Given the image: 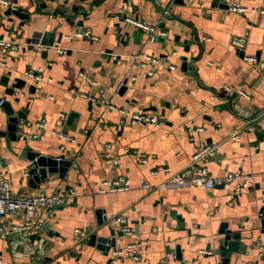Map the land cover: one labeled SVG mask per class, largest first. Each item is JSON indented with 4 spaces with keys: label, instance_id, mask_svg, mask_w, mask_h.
<instances>
[{
    "label": "crops",
    "instance_id": "0c3cea01",
    "mask_svg": "<svg viewBox=\"0 0 264 264\" xmlns=\"http://www.w3.org/2000/svg\"><path fill=\"white\" fill-rule=\"evenodd\" d=\"M181 1L6 0L0 6V38L26 43L6 50L7 65H0V127L9 116L6 104L25 115V133L38 134L1 137L0 167L14 193L77 190L63 205L40 214L42 225H50L38 235L43 245L36 258H21L15 241L0 236L2 262L264 264V115L255 121L264 113V70L256 59L260 53L264 60V0H236L247 7L245 13L214 5L215 0ZM129 17L156 26V39ZM243 39L245 57L255 59L246 60L234 44ZM39 43L59 45L63 52L38 49ZM139 53L160 63L140 66L131 57ZM231 90L239 92L237 100L255 111L253 116L233 107ZM109 102L116 109H107ZM121 110L155 114L160 123L130 124ZM40 120L46 122L43 130L36 126ZM194 125L202 130L192 138L188 129ZM59 130L72 139L60 138ZM234 133L240 140L231 138ZM27 141L73 165L63 178L56 174L32 187L22 154ZM206 144L220 146L207 162L213 176L249 174L250 186L237 191L239 177L211 189L160 186L168 175L164 167L185 168ZM116 177H124L128 188L101 193V182ZM120 214L131 218L132 232L113 225ZM21 219V214L8 215L0 226ZM90 230L115 237V245L87 244ZM228 232L236 244L225 245L223 255ZM135 240L141 243L139 258L112 253Z\"/></svg>",
    "mask_w": 264,
    "mask_h": 264
},
{
    "label": "built area",
    "instance_id": "2783aa9c",
    "mask_svg": "<svg viewBox=\"0 0 264 264\" xmlns=\"http://www.w3.org/2000/svg\"><path fill=\"white\" fill-rule=\"evenodd\" d=\"M229 5L228 10L245 13L248 11L247 7L243 6L239 1L236 0H223ZM6 4V0H0V6ZM126 7V6H125ZM257 12L258 10H253ZM261 12L264 13V8L261 9ZM127 20L134 24L135 26L144 29L148 33V38L150 40H155L157 35V28L154 25L137 20L135 18L129 17ZM86 33V32H85ZM90 32H87L89 34ZM83 32H76V35L81 36ZM26 43L22 40L15 39H5L0 38V65L6 66L7 58L5 56L6 50H20ZM38 49H51L56 48L59 53L63 52V49L59 45H50V44H38L36 45ZM114 59H117L116 54H112ZM134 61L138 62L140 66H145L147 64H159V58L146 54L139 53L131 56ZM246 60H253L254 57H245ZM171 67H175L171 65ZM30 76H35L41 78L40 75H36L32 70L26 72ZM85 79L90 80V78L83 74ZM84 97L97 101V97L94 95H89L84 93ZM4 99H0V103H3ZM107 109L113 110L116 109V106L109 102L107 103ZM125 119L124 122L135 124L137 122L149 123L153 125H159L160 120L155 114H145L137 111L121 110ZM65 115L63 114L62 117ZM27 126L29 122L22 120ZM46 125L45 120H40L36 122V126L39 129H44ZM202 128L199 126H192L188 129V134L194 138L195 134L200 132ZM55 133L62 139L70 140L72 137L66 133L64 130L55 131ZM24 136L30 139V137H36L38 134L35 133H24ZM233 139L240 140V135L233 134ZM220 152V146L218 144H206L200 146V148L193 154L189 163L185 168L177 171L171 172L169 167H164L163 171L168 172V175L165 180L160 183V186L163 188H179L185 186H202L205 188H214L218 184H223L227 182H233L238 177L240 182H237L235 188L237 191H241L244 188L250 186V176L249 174H237V173H228L224 176H213L207 166V162L215 158ZM147 158L140 157V161L146 163ZM159 170H155L154 173H158ZM145 187H150L149 183H144ZM128 188V183L124 177H116L114 179H105L100 184V192H117L123 191ZM77 194V190H61L58 189L51 194L47 193H35V194H23V193H14L11 191V185L9 179L3 172L0 167V220L8 215L21 214V221L10 223L4 226H0V236L2 238H8L9 235L21 234L23 236H29L32 234H40L42 231V220H40V214L50 209L63 205L70 196ZM131 218L127 215H117L112 219V223L116 228L121 229L123 232H132L134 230L133 226L130 223ZM140 242L135 240L128 244L125 250L115 249L113 254L115 257L128 256L132 258H139L137 249L140 246ZM264 250V245L262 246ZM0 264H11L4 263L0 260Z\"/></svg>",
    "mask_w": 264,
    "mask_h": 264
},
{
    "label": "water",
    "instance_id": "95a60500",
    "mask_svg": "<svg viewBox=\"0 0 264 264\" xmlns=\"http://www.w3.org/2000/svg\"><path fill=\"white\" fill-rule=\"evenodd\" d=\"M219 1V0H218ZM215 0L213 2L214 5H217L221 8L228 9L229 5L224 2L223 0H220L218 2ZM178 2V1H177ZM183 2V0L181 1ZM16 13V11H13ZM242 39V38H239ZM246 40L243 39L242 42H235L234 44L239 48V51L242 56L245 57L246 52L245 50V42ZM256 59L260 63L261 70H264V60H261L260 53H257ZM126 84L122 85L121 91H124L126 89ZM239 92L237 90H231L228 93V96L232 99V105L237 110L240 109L241 115L245 117H251L255 114V111H253L251 108H249L247 105L243 104L239 100H237ZM5 109L7 110L9 116L6 117L5 121L2 126L0 127V139L1 137L9 136L11 139H18L20 137H24L25 133V127L27 126L25 123L22 122L25 118V115L22 112L14 113L13 110L8 107V105H4ZM238 111V110H237ZM264 113L257 116L255 121H257L260 117H262ZM28 143H25L24 150H23V160L27 162L26 167V174L28 177V182L32 187L39 188L42 184H45L49 182L56 174L59 175L60 178H63L64 175L68 172V169L73 165L72 160L65 158L64 155L61 156H52V155H46L43 154L35 149L33 144L30 143V141H27ZM1 161V157H0ZM43 192H46L45 190H42ZM264 209V208H263ZM98 224H103V210H98ZM106 219V218H105ZM50 225V222H44L43 229H47ZM112 230V228H110ZM231 232H228L226 235V241L224 245L221 247L222 254L225 255L226 247L225 245H229L230 248H233V245L236 244V241L231 240ZM48 236L53 237L54 232L48 231ZM39 234H32L29 236H23L21 234H13L10 235V240L15 241L19 246V251L21 252L19 256L21 258L23 257H29L31 254L36 256L38 255L40 249L43 245V239H38ZM86 243L90 245H94L98 243V247L101 248H110L115 245V237L106 236L102 234V232H94L93 230H90V235L88 238H86ZM104 243H108V246H104ZM18 254V253H17ZM30 254V255H29Z\"/></svg>",
    "mask_w": 264,
    "mask_h": 264
}]
</instances>
